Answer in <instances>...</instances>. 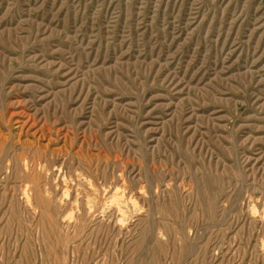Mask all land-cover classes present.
Wrapping results in <instances>:
<instances>
[{"label": "rangeland", "instance_id": "1", "mask_svg": "<svg viewBox=\"0 0 264 264\" xmlns=\"http://www.w3.org/2000/svg\"><path fill=\"white\" fill-rule=\"evenodd\" d=\"M0 264H264V0H0Z\"/></svg>", "mask_w": 264, "mask_h": 264}, {"label": "bare ground", "instance_id": "2", "mask_svg": "<svg viewBox=\"0 0 264 264\" xmlns=\"http://www.w3.org/2000/svg\"><path fill=\"white\" fill-rule=\"evenodd\" d=\"M7 152V151H6ZM8 162V161H7ZM62 165H63V162H62ZM53 167H55V166H53ZM27 168V167H26ZM56 168V167H55ZM60 168V167H59ZM34 171V170H33ZM59 171V170H58ZM53 179V178H52ZM64 179V178H63ZM113 179V178H112ZM53 180H55V179H53ZM78 180H80V179H78ZM56 181V180H55ZM67 181V180H66ZM79 182V181H78ZM61 183V182H60ZM64 183V182H63ZM66 183V182H65ZM74 184V183H73ZM68 185V184H67ZM94 185V184H93ZM57 186V185H56ZM58 187V186H57ZM92 187V186H91ZM106 187V186H105ZM63 188V187H62ZM69 189V188H68ZM77 189V188H76ZM102 189H104V188H102ZM106 189V188H105ZM80 190V189H79ZM70 191V190H69ZM111 191V190H110ZM95 193V192H94ZM119 193V192H118ZM141 193V192H140ZM64 194V193H63ZM77 194V193H76ZM104 194V193H103ZM116 196H118L117 194H115ZM66 196V195H65ZM65 196H63V197H65ZM67 197H68V195H67ZM112 197V196H111ZM73 198V197H72ZM108 198V197H107ZM115 198V197H114ZM131 198V197H130ZM92 199V198H91ZM111 198H109V200H110ZM121 199V198H120ZM115 200H118L117 198L115 199ZM123 200V199H122ZM132 200V199H131ZM98 201V200H97ZM105 201H107V200H105ZM111 201H113V200H111ZM120 201V200H119ZM114 202V201H113ZM129 202H132V201H129ZM110 203V202H109ZM110 204H112V203H110ZM119 204V203H118ZM126 204V203H125ZM73 205V204H72ZM89 205V204H88ZM94 205V204H93ZM102 205V204H101ZM116 205V204H115ZM110 207V206H109ZM91 208V207H90ZM117 208H119L118 206H117ZM72 209V208H71ZM100 211H102V210H100ZM109 211V210H108ZM119 211H120V209H119ZM106 213V212H105ZM110 213V212H109ZM119 213V212H118ZM103 215V214H102ZM136 217V216H135ZM85 218V217H84ZM130 219V218H129ZM98 220V219H97ZM89 222V221H88ZM68 223V222H67ZM127 224V223H126ZM167 224V223H166ZM116 225V224H115ZM92 228V227H91ZM128 229V228H127ZM126 229V230H127ZM81 230V229H80ZM129 230V229H128ZM195 234V233H194ZM161 248V247H160Z\"/></svg>", "mask_w": 264, "mask_h": 264}]
</instances>
